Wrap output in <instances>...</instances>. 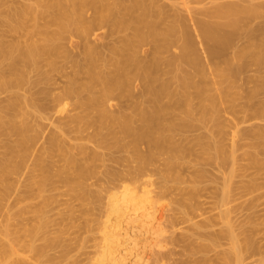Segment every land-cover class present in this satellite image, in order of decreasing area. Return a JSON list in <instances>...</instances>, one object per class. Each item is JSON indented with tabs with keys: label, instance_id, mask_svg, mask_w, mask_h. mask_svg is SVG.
<instances>
[{
	"label": "bare ground",
	"instance_id": "1",
	"mask_svg": "<svg viewBox=\"0 0 264 264\" xmlns=\"http://www.w3.org/2000/svg\"><path fill=\"white\" fill-rule=\"evenodd\" d=\"M160 1L0 0V26L8 27L12 23H18L19 30L17 33L22 32L24 36V42H6L5 44H9V47L4 52L2 47L5 44L1 42L4 37L0 31L1 85L12 88V84L16 83L17 85V82L21 80L18 84L20 86H14L19 90L21 89V93L15 94L16 97H8L5 102L2 100L0 104V142L3 143L2 148L4 149L1 150L0 146L2 151V153L0 151V218H3L4 222L0 225V264H159L160 262L163 264L172 252L175 253L174 248L176 246L168 249V244L174 245L180 242L179 245L183 243L187 247L192 238L190 241L184 240L186 237L182 236V233L180 235L184 239L174 231L180 224V226L184 224V217L179 218L181 210L177 208L171 213L161 212V209L154 210L156 207L154 206L153 209L150 205H154L151 195L155 190H145L146 185L152 183L150 179L153 176L154 169L152 167L157 159L155 158L156 155L158 158L163 157L162 155L165 157V154L167 156L164 165L166 171H160L163 180H161L159 188L157 187L159 190L157 198H165L169 195L171 184L166 179L168 176L171 179V175L176 173L173 171L175 167L179 163L180 165L184 163L181 161L184 160L183 155L187 149L185 150V147L178 143L175 138L181 133L180 129L172 121L170 123L168 120L167 122L162 121L163 115L170 116L171 114L172 117L176 115L171 113V110H173L172 112L174 109H176L175 112L179 111L178 108L180 107L175 102L174 105L177 107H174L176 108L168 110L169 114L163 113L167 111L165 109L167 106H172V102L176 101L178 90L180 92L178 94L185 104L183 106L184 104L179 102L181 109L187 107L186 111H196L194 113H198L200 116L198 125L197 123L193 124V122H198V119L193 120L192 117L191 121L193 122H188L189 124L192 123L198 131L201 130L199 131L201 135L198 136L200 140H197L202 144V148H206L205 145H207L208 148L215 151L216 156L213 157V163H215L216 157L218 159L216 162L219 164L221 161L223 164L230 161L236 166V151L240 148L242 149L241 152L246 149L245 154L243 153L246 155V160L255 166L264 167V160L261 157L264 156V0H184L185 4L188 5L184 14L175 11V9L174 12L168 11L171 8L166 9V5L164 7ZM42 21L44 24L41 23ZM15 27H17L16 24ZM8 28L10 31L14 29ZM73 32L77 34L74 33L75 35H73ZM68 34L75 36L78 41L68 39L66 37ZM133 38L139 39L138 42H134ZM171 39H178L179 53H171L168 50L170 48L167 43ZM121 52H125V54L123 55ZM166 52L167 55L175 58L172 59L174 61L163 57L166 56ZM117 54H121L122 59L120 56L117 58L118 61L121 59L122 68L119 67L122 64L120 65L118 62L117 66L115 63L117 62L115 61ZM60 60L64 63L61 66ZM112 61L120 69L117 73L113 71V75L111 74L112 71L111 73L107 71L108 74L105 70V67L106 69L115 67H112L114 65ZM103 70L105 71L103 72ZM180 71L182 76L178 74ZM55 73L57 77H53L52 74ZM82 75L85 78L84 81L90 80L91 82L80 83ZM10 77L19 80L15 82ZM174 77L175 79L182 77L177 79L179 85H176L180 86L181 91L179 88L177 90L175 85L172 86L175 89L171 87L169 81ZM61 79L66 81L64 88L59 86L58 80ZM83 83L88 86H84ZM170 87L174 89L171 91L177 92L172 94L169 91ZM17 90L14 89V91ZM5 92L8 94L7 91ZM32 97H39V100L43 97H51V101L48 99L51 105H46L48 111H45L49 113H43L46 106H42L38 103L39 100L37 102V99ZM67 97H80L77 99L78 105L76 103L75 106H79L81 110L85 109L81 112L80 109L76 108L82 116L72 112L74 118H69V121L74 122V125L68 124L69 121L66 123V116L63 117L64 120L59 116L61 115L59 114L60 106L63 110L62 103H65ZM81 97L87 98L82 99ZM109 97H124L122 99L127 101L128 98L126 97H134L128 101L132 100L129 103L131 107L133 103L136 105V101L138 102L136 106L133 105L134 111L130 107L132 110L129 112L132 114L126 115L120 111L115 113L116 106L114 105L113 109H109V102L114 99ZM145 97H147L148 104ZM151 97L155 98L151 99ZM162 97L163 99L168 97V99L163 100ZM229 97H233V99L227 101ZM140 98L141 102L139 101ZM170 98H173V101ZM70 99L72 101V98H69V101ZM195 99L197 104L194 103ZM224 100L230 104L226 106L223 103ZM161 101L163 103L170 101L172 105L165 102L167 104L164 103L166 105L164 107ZM46 102L44 104L48 103ZM128 102L125 104L128 105ZM119 103L122 104V100ZM145 104L147 105L145 106ZM113 106L111 105V107ZM125 109L127 110V107ZM30 110L38 111L40 117L43 113L41 118L50 115L48 117L53 119L55 116L54 119L56 118L59 122L64 123L65 121L66 124L62 125V127L68 126V128H64L65 132L63 128H59L64 133L57 131L58 127H55V124L54 127L56 132L63 134L64 140L66 135L71 136L66 138L68 139L67 145L69 139H75V136H78V140H82V142L76 143L78 140L72 141V139L71 142H75L76 147L72 144L73 148L71 146L65 147L66 143L60 140L62 134L57 136L56 132L52 133L45 141H48L50 149L56 151H53L54 155L51 154L52 160H46L49 156L44 157L47 148L39 146L41 139L46 138L43 137L45 131L43 128H39L41 127L38 124L39 121L37 127L36 123H33L36 118L37 120L40 118L38 119L37 113L33 112L37 117L34 116L35 121H32L30 117L33 116L29 117ZM84 111L86 112L83 113ZM92 111L96 112V116H94L96 120L90 118ZM124 112L127 111L124 110ZM133 112L135 113L133 114ZM74 114L78 116L75 117ZM195 115L197 116V114ZM230 116L233 118H229ZM160 118H162V122H165L162 128L168 123L167 126L177 128L180 131L179 134H175L174 138L170 137L167 126L164 127L167 135L163 134L165 130L162 132L159 125H155L156 120ZM45 120L47 121L46 118ZM41 121L42 119H40ZM48 121L51 123V118ZM75 122L78 127H76ZM172 123L174 126L171 125ZM187 123L183 127H188ZM59 124L57 125L61 126ZM181 124L183 123L181 122ZM69 126L71 127L70 131ZM108 126L110 128L117 127L118 131L111 130L112 133L109 136L107 129H110ZM171 128L170 130H172ZM90 129L93 131L89 132ZM103 129L107 131L105 134L102 133ZM184 129L187 130V128ZM71 130L72 133L75 132V135L66 134ZM177 130L172 131L177 133ZM203 131L206 132L202 133ZM106 133L109 135L107 136ZM73 135L74 137H72ZM112 136L115 138L114 140H112ZM81 137H86L87 140L90 138L91 142H94L93 138L95 137L98 144H92L89 141L85 144L83 142L86 141V138ZM121 137L129 139V141L126 139L123 142L124 139L122 140ZM106 138L110 140L108 141ZM201 140L207 144L203 145L202 142L204 141ZM112 141H116L118 150L124 151L129 156H127L128 164L124 166L123 157L120 155L119 158L116 157L118 156L116 154L115 159L112 156V160L107 155L110 160L107 162L109 164L111 161L115 163L114 169L122 163L123 167H119L120 169H117L116 172L113 168L112 172L111 167H109L111 172H109V168L104 167V165L108 166L105 163V160L108 159L107 156V158L104 156L105 162L102 160L104 158L99 159L105 163L104 165L99 164L105 172L106 169L108 170L107 174L110 176L106 174L108 179L104 178L105 180H108L109 183L112 180L114 185L116 181H121V183L123 181L121 185H119L120 182L117 183V186L115 185L111 191L110 189L107 191L108 186L102 187L108 192L107 197V193L98 183V185L95 183L100 179L91 178L94 176H91L89 161L92 162L93 159L99 158L100 154L95 157L99 151L102 153L105 149H113L114 143ZM61 142L64 143V146ZM108 142L110 148L106 147ZM200 143L197 144L201 147ZM87 144H92V146L95 144V147L98 145V149L89 151L90 148L85 147ZM44 145L46 144L44 143ZM225 145H229L231 149L228 155L224 150ZM101 148L103 151L100 150ZM72 151H76L75 155ZM109 152L111 151L109 150ZM157 152L159 153L157 154ZM122 153L120 154L122 155ZM55 154L57 155L55 156ZM93 154L95 158L91 159ZM243 154L241 153V155ZM211 157L208 155L209 159H206L210 160ZM120 159L123 161L119 162ZM54 160L59 161V166L56 162L55 167L60 168H57L58 171L55 170V167L52 168L54 163L50 162L53 172L46 161ZM30 162L31 164H29ZM60 162L63 166H60ZM97 162L96 165H98ZM208 162L210 163V161ZM178 167L180 166L178 165ZM231 167L233 168V166ZM73 172L76 174L74 179L72 178ZM234 172L235 167L231 172L233 178ZM104 174L101 176L105 177ZM55 177L59 180L53 182ZM97 177L99 178L100 175ZM110 178L111 180H109ZM182 178L179 179L180 181L178 180V187ZM88 179L91 181V187L98 186L102 189H100V194L97 190H93L94 194L97 195L92 196L91 190L86 184ZM174 180V182L177 181ZM231 180L232 178L229 179V185L226 183L229 192L232 191L231 185L233 183L230 185ZM60 181L63 185L72 183L74 185L73 190L78 192L75 197H71L80 201L79 219L82 222L78 226L74 225L76 224L74 221L72 222L74 217H78V215L76 216L77 213L74 212L77 211L74 207V200L69 199L74 206L68 200L74 208L70 207L71 204L70 206L67 204L68 207L65 204L66 209L71 208L67 210L68 213L70 211L69 216L65 215L66 218L67 216L69 219L71 218L70 222L73 223L71 228H75L72 231H69V228L66 229L65 225L62 228L55 227L58 226V219H55L57 221L55 224L53 212V219L49 215L50 206L57 201L52 203L56 198L51 194L47 195V192L54 191L57 187L55 183L59 184ZM53 186H55L54 190H52ZM102 186L105 185L102 184ZM109 187L111 188L110 185ZM101 196L108 199L106 203L104 201V205H102L103 197ZM185 196L186 193L182 197L185 198ZM194 196L197 198L195 193ZM219 197L224 198V196ZM226 201L228 200L226 199ZM58 203L55 204L57 207ZM93 204H100L104 207L99 216L98 213L94 216L98 208H95L96 211L94 212ZM55 205L52 206L55 207ZM55 208H51V210L56 211ZM62 212L64 214V211ZM57 213L59 214V212ZM229 213L226 211L221 214L224 221L219 234L202 232L205 228H209L210 224L207 222L193 224L194 231H197L200 236L192 241V244L197 243L199 246V248H197L198 246L195 247L196 252L199 253L201 249L200 253L207 255L219 248L223 241H226L228 245V249L215 254L214 260L204 256L196 264H214L215 261L217 264H249L247 261L258 253L256 246L259 245H256L247 231L248 221L247 224L238 226L235 224L236 222H233L234 220L231 219ZM181 214L184 215V213ZM88 215L93 216L88 217ZM255 222L257 223V221ZM175 230L177 231V229ZM182 240L184 241L181 243ZM90 241L94 242L93 247L91 246L94 249L92 252L87 251L91 248L88 246ZM162 243L167 244V246ZM192 244L188 247L191 248ZM173 245L171 246L173 247ZM190 248H187L189 251L191 250L190 252L195 251H193L194 247L193 249ZM196 252H194L195 254L190 253V257L196 255Z\"/></svg>",
	"mask_w": 264,
	"mask_h": 264
},
{
	"label": "rangeland",
	"instance_id": "2",
	"mask_svg": "<svg viewBox=\"0 0 264 264\" xmlns=\"http://www.w3.org/2000/svg\"><path fill=\"white\" fill-rule=\"evenodd\" d=\"M161 2V4H163V6L164 5H166V9H170V10H168V11H173L174 12V9H175V11H178L179 13L180 12H183V14H184V12L186 11L185 9H186V7H188V5H186L185 4V2H184V0H161L160 1ZM165 7V6H164ZM192 7H194V6H192ZM173 8V9H172ZM167 11V10H166ZM170 13V12H169ZM170 14H172V13H170ZM182 14V13H181ZM42 24H44V22L42 21L41 22ZM15 24L17 25V27H15ZM27 24H29V23H27ZM13 26V27H12ZM8 27H11V30H12V28H14L12 31H10L9 29L10 28H8ZM8 27H4V26H0V31H1V33H2V35H3V37H4V39H3V41H1V38H0V41L2 42V43H21V42H24V36H23V34H22V32H18L17 33V31L19 30L18 29V27H19V24L18 23H12V25H10V26H8ZM75 32H73L72 34L73 35H75V34H77V33H75ZM71 35V34H70ZM73 35H71V36H69V34L68 35H66V37L68 38V39H71V40H73V41H78V39L75 37V36H73ZM76 36H78V35H76ZM131 39V38H130ZM263 39H264V36H263ZM132 40H134V42H138V40L137 39H135V38H133ZM173 40V41H172ZM177 40L178 39H171L167 44V46L170 48V49H168L171 53H173V52H178L179 51V49L177 48V45H179V42L177 43ZM65 42H67V41H65ZM176 42V43H175ZM175 43V44H174ZM174 44V45H173ZM3 45V44H2ZM14 45H16V44H14ZM172 45V46H171ZM3 47H5L4 49H3ZM2 47V50L5 52V49H6V51H7V49H8V47H9V44H5L4 46ZM174 47V48H173ZM178 49V50H177ZM176 50V51H175ZM168 51V52H169ZM170 52H169V54H170ZM180 52V51H179ZM178 52V53H179ZM122 53V52H121ZM123 55L125 54V52H123L122 53ZM121 55V54H120ZM120 55H118L117 54V56H116V58L118 57V56H120ZM122 55V56H123ZM165 55L166 56H163V57H166V58H168L169 60L171 59V61H174V60H172V59H175V58H172L170 55H167V52L165 53ZM115 56V55H114ZM170 56V57H169ZM119 58V57H118ZM118 58L115 60V61H117V62H115V63H117V66H118V62H119V64L121 65L122 63H120V60L122 59L121 58V56H120V60L118 61ZM176 61V60H175ZM60 62V66L61 65H63L64 63L62 62V60H60L59 61ZM113 62V61H112ZM115 63L113 62V66L112 67H114V68H110V67H108L107 65V69H106V67H105V70H106V72L108 71V72H110L111 73V71H112V75H113V71L115 72V73H117V72H119L120 71V69L115 65ZM176 63V62H175ZM110 64V63H109ZM108 64V65H109ZM112 64V63H111ZM120 68H122L123 67V64L121 65V66H119ZM112 69V70H111ZM180 69V68H179ZM179 69H178V71H179ZM105 70H103V72L105 71ZM107 72V73H108ZM109 74V73H108ZM177 74V73H176ZM178 74H179V76H182V74H181V71L180 72H178ZM52 75H54L53 77H57V76H55L56 75V73L55 74H52ZM15 76V75H14ZM17 77H18V75H17ZM10 78H12V79H14L15 77H10ZM9 78V79H10ZM19 78V77H18ZM179 79H181L182 77H178ZM178 78H176L175 79V77L174 78H172L171 80L174 82H172L171 80L169 81L170 82V85H171V87L172 86H174V87H176V89L178 90V88L180 87H178V86H176V85H179L178 83H177V81H179V80H177ZM20 79V78H19ZM18 79V80H19ZM57 79V78H56ZM15 80V79H14ZM17 80V79H16ZM16 80H15V82H16ZM17 80V81H18ZM65 79H61V80H58V83H59V86L61 87V88H64L65 87V85H66V81H64ZM85 80V78L83 77V75L81 76V80H80V83L81 82H86V83H88L87 81H89V82H91L90 80H87V81H84ZM13 81V80H12ZM21 81V80H20ZM20 81L19 82H17V85L18 84H20ZM14 83V82H13ZM173 83V84H172ZM2 84V81L0 82V88H1V90H0V99H1V101H0V104H1V102H2V100L5 102L6 101V99H8V97H16L15 96V94H20L21 92V89L19 90V88H15L14 86H17L16 85V83H14V85L12 84V88H14L15 90L16 89H18L17 91H14V89H12L11 87L10 88H6V87H4L3 85H1ZM83 84H85V83H83ZM82 84V85H83ZM90 84V83H89ZM18 86H20V85H18ZM84 86H88L87 84H85ZM3 87V88H2ZM79 87V86H78ZM170 87V88H171ZM174 87H172V88H174ZM21 88V87H20ZM60 88V89H61ZM84 88V87H83ZM169 88V91H171V90H174V89H170ZM4 89H6V90H4ZM10 89V90H9ZM180 89V88H179ZM3 90H4V93H3ZM5 91H7V93L8 94H10V96H8V94H6V92ZM61 91V90H60ZM180 91H181V89H180ZM19 92V93H18ZM172 92V94H174L175 92H177V91H175V92H173V91H171ZM178 92H179V90H178ZM178 92H177V95H176V101H174V102H172L173 101V98H170V99H172V104L170 103V101H165V102H168V104L170 103L172 106H167V108L169 107V109H167V108H165L167 111L165 112H163V113H167V114H169V111L168 110H171V109H174V108H176L177 107V105H174V103L175 102H177V104H178V107H180V108H178L179 109V111L177 112H175V110L176 109H174V112H172L173 110H171V113H175L176 115H174L173 117L171 116V114H170V116L169 115H163L164 117H162V118H164L162 121H166L167 122V120H168V122L170 123L171 121L172 122H174L175 124H176V127H178V129H180V131H181V135L179 134V130H177V128L176 129H174V127L173 128H171V126H167V125H169L168 123L166 124V125H164V127L165 126H167V127H169V128H167L168 129V134H169V136L170 137H173L175 134H179V135H176V140H177V142L178 143H180L182 146H184L185 147V150H186V155L184 154L183 156L187 159V162H188V164H187V162H185L186 161V159L184 158V160L182 159V161L181 162H184V163H182L181 165H180V163L178 164L180 167H178V165H177V167H178V169H177V167H175V170H173L174 172L176 171V173L175 174H177V175H175L174 173L172 174V172H171V174H169V175H171L172 177H171V179H170V177L168 176L167 177V182L168 183H170L171 185L173 184V185H175L176 187H174L173 185L171 186H169L168 184V186L170 187V193H169V195H167V197H160V198H157V192L159 191L158 190V188H159V184H160V182H162L161 180H163V178L161 177V175H160V171H166V168H165V161H166V154H165V157H164V155H162L163 157H159L158 158V156L156 155L155 156V158H157L156 160H155V163H154V166L152 167L154 170H153V176H152V178L150 179L151 181H152V183L151 184H148V185H146V187H148V188H146L145 187V190H151L152 191V189H154L155 190V192H152V202L154 203V205L152 204V202H151V204L152 205H150V206H152V208L155 206L156 208L154 209V210H156V209H161L160 211L161 212H165V213H171V211L173 210V211H175V210H177V208L179 209V210H181V212H180V216H179V218H183L184 217V220L183 219H181V220H183V222H184V224H183V222H182V226H180L179 225V227H176L175 229H177V231L174 229V231L176 232V234L178 233L179 235H180V233H182L181 235L182 236H184V237H186V239H184V237H181V235L179 236V237H181V238H183L184 240H187V241H190L191 239L190 238H192V240H191V242H190V244H192V241H195L197 238H199L200 236L198 235V232L197 231H194V227H193V224L194 223H199V224H202V222L204 221V222H207V223H209L210 224V226H209V228H203L204 229V231L202 230V232H215L216 234H219L220 232H221V230H222V222L224 221V220H222V216H221V214L222 213H224V212H226V211H228V212H230L229 214H230V217H232L231 219L232 220H234L233 222L236 224V225H238V226H240V225H243V224H247V221H248V224H247V231H248V234L249 235H251V237L253 238V241H255V243H256V245H259V246H256L257 248H258V253L255 255V256H253V257H251L248 261H247V263H249V264H264V167L263 166H255V165H253L251 162H249L248 160H246V155H244L245 153V151H246V149H244L243 150V152H241V150L242 149H240V148H238V150L236 151V166H234L233 164H231L230 163V161H229V163H228V161L225 163L224 162V164H223V162L221 161V160H219V161H221V164H219V163H217L218 162V159L215 157V159L217 160V162H216V160L214 161L215 163H213V161L212 160H214V156H216V153H215V151H213V150H211L210 148H208V146L207 145H205V144H207L204 140H201V141H204V142H202L203 143V145H205L206 146V148H202V144L200 143V141H198V140H200V139H198L199 137H200V135H201V133L199 132V131H201V130H199L198 131V129L197 128H195V126H193L192 125V123H190L189 124V122L188 121H190V122H193V121H191V117H192V119L193 120H197L198 119V122L196 121V122H193V124L194 123H197V125L199 124V122H200V116H199V114L198 113H194V112H196V111H194V112H188V111H186L187 110V107H182V109H181V106L179 105L180 103L179 102H182L183 104H184V100L182 99V97L181 96H179L180 94H178ZM22 93H23V91H22ZM180 93V92H179ZM18 97V96H17ZM173 97V96H172ZM9 98V99H10ZM32 98H36L37 99V102H38V100H39V97L37 98V97H32ZM51 98V97H50ZM49 97H43V99H41L40 98V100H39V104H41L42 106H48V104H50V102H49V100L51 101V99H50ZM69 98H72V101H71V99H70V101H69ZM74 98H75V100H74ZM82 99L83 98H87V97H81ZM107 98V97H106ZM109 98H114L115 99V101H114V99H112L110 102H109V106H110V108L109 109H113L114 108V106H116L115 107V109H116V111H115V113L116 112H122L123 114H125L126 113V115H131L130 114V110H132V111H134V106H136L137 105V102L138 101H136V105H134L135 103H133L132 104V107H131V104H129V103H131V101L130 102H128L130 99H132V98H134V97H126V98H128V101L126 100V99H122V98H124V97H109ZM120 98V100H118ZM153 98H155V97H151V99H153ZM158 98V97H157ZM168 99V97H164V99ZM184 98V97H183ZM45 99H47V100H45ZM49 99V100H48ZM77 99H80V97H67V99L65 100V103H62V108H63V110H64V113H63V110L61 109V106H60V113L59 114H61V115H59L60 117H65V118H67L66 119V123L70 120L69 118H74L73 116H72V114L73 113H75L76 112V114H78V115H81V114H79V110H76V108L77 109H80V111L82 112V110H85V109H82L81 110V108L79 107V106H77L78 105V101H77ZM143 99V98H142ZM159 99V98H158ZM161 99H163V97L161 98ZM160 99V100H161ZM163 99V100H164ZM166 99V100H167ZM178 99H181L180 101H177ZM233 99V97H229V99L227 100V101H229V100H232ZM43 100H45V101H43ZM122 100V104L121 103H119L120 101ZM145 100H146V103H147V97H145ZM162 100V101H163ZM43 101V102H42ZM48 103H47V102ZM125 101H127L128 102V105H130V106H128V105H126L125 103H127V102H125ZM139 101L141 102V98L139 99ZM161 101V104H164L163 102ZM225 102V100H224V104H226V106L228 105V104H230L229 102ZM3 102V103H4ZM44 102H46L47 104H44ZM75 102V103H74ZM74 103V104H73ZM77 103V105L75 106V104ZM110 103H112L111 105L113 106V107H111V105H110ZM143 103H145V101H143ZM181 103V105H183ZM194 103L195 104H197V100L195 99L194 100ZM222 103V104H223ZM5 104V103H4ZM148 104V103H147ZM147 104H145V106L147 105ZM165 104H167V103H165ZM163 105L164 107H166V105ZM176 104V103H175ZM51 105V104H50ZM120 106V108H119V106ZM134 105V106H133ZM47 106L46 107H44V111H43V113H46L45 111L48 109L47 108ZM75 106V107H74ZM118 106V107H117ZM127 107V110L125 109V107ZM144 106V105H143ZM144 106V107H145ZM151 106H152V104H151ZM174 106H176V107H174ZM183 106H185V104L183 105ZM123 107V108H122ZM132 109H131V108ZM173 107V108H172ZM59 108V107H58ZM57 108V109H58ZM136 108V107H135ZM183 108L185 109V111L183 110ZM118 109H120V110H118ZM61 110H62V113H61ZM74 110V111H73ZM118 110V111H117ZM124 110L125 111H127L128 112V114H127V112H124ZM136 110H139V109H136ZM1 111V110H0ZM48 111V110H47ZM33 112L36 114V115H38V119L40 118V119H42V123L40 122V119L39 120H37V118H36V121L34 120L35 119V117L34 116H36L35 114H33ZM39 112H41V111H39ZM73 112V113H72ZM80 112V113H81ZM86 111H84L83 113H85ZM112 112H114L113 110H112ZM188 112V113H187ZM1 113V112H0ZM42 113V112H41ZM43 113L41 114V117H43ZM47 113H49V112H47ZM46 113V114H47ZM82 113V114H83ZM135 112H133V114H134ZM194 113V115L195 114H197V116L195 117L194 115L192 116V114ZM76 114H74L75 115V117H77L76 116ZM45 115V114H44ZM58 115H56L57 117H59ZM68 115V116H67ZM91 117L90 118H92V119H94V120H96V118H94V116H96V112L95 111H92L91 112ZM30 116H33V117H30ZM48 116H50V115H48ZM48 116H44V118H41L40 117V114H38V111H35V110H30V115H29V117L30 118H32V121L34 120L35 122H33L35 125H36V127L38 126V124H40L39 126H41V127H39L40 129L41 128H43V130L45 131L44 133L45 134H43V137H46V138H43V139H41V141H40V144L41 145H39V146H42V148H47V150L45 149V151L47 152V154H46V152H44L45 153V155H44V157L46 156V155H49L47 158H46V160H52L53 158L51 157V154H53L54 155V153H53V151L55 152L56 150H52V149H50V147H49V144H48V141H45V139H48L49 138V136L52 134V133H55L56 131H55V127H58L57 128V131H61L62 133H64L65 132V130H64V128H68V126H65V127H62V125L64 126L66 123H65V121H64V123H62V121L61 122H59V121H57V119L55 120L54 119V117L55 116H53V119H52V117H48ZM82 116V115H81ZM168 116H169V119H168ZM37 117V116H36ZM48 117V118H47ZM167 119H166V118ZM172 119H171V118ZM34 118V119H33ZM47 119V121H48V119L50 120V118H51V123L48 121H46L47 122V124H46V122L44 121V119ZM61 118V119H62ZM162 118H160L159 120H156V122H155V125H159V127H160V131H162V130H165L164 132H163V134H165V135H167V132H166V128H162V126H163V123L165 124V122H162L161 121V119ZM188 120H187V119ZM229 118H233V116L231 117H229ZM63 120H64V118H63ZM176 120V121H175ZM187 120V121H186ZM38 121H39V123H38ZM54 121H56V122H54ZM44 122V123H43ZM52 122H53V125H51L52 124ZM60 123L59 125H61V126H58L57 124L58 123ZM181 122L183 123V124H181ZM188 122V123H187ZM38 123V124H37ZM62 123V124H61ZM73 124L74 122H70L69 121V123L68 124ZM174 123H172L171 125H173L174 126ZM187 123V125H188V127H183L185 124ZM42 124V125H41ZM43 124H44V126H49V127H44L43 126ZM54 124L56 125L55 127H54ZM67 124V125H68ZM139 123L137 122V125H138ZM74 125V124H73ZM75 125H76V127H78L77 125V123L75 122ZM111 125V124H110ZM109 125V126H110ZM186 125V126H187ZM70 126H72V125H70ZM69 126V131H70V129H71V127ZM108 126V128L110 129V130H108L107 128V131L109 132V134L108 133H106V135L108 136H111V133H112V131H118V129H117V127H115V128H112V127H114L113 125H111L112 127L110 128ZM73 127V126H72ZM84 127H86V126H84ZM83 127V128H84ZM198 127V126H197ZM59 128H63V131L61 130V129H59ZM75 128V127H74ZM170 128L172 129V130H177V133H175V131L173 132L172 130H170ZM184 128H187V130L186 129H184ZM199 128V127H198ZM52 129V130H51ZM73 129V128H72ZM77 129V128H76ZM106 129H103L102 130V133L103 134H105V132H107L106 131ZM74 130V129H73ZM112 130V131H111ZM186 130V131H185ZM41 131V130H40ZM50 131V132H49ZM68 131V130H67ZM66 131V132H67ZM75 131V130H74ZM93 130L92 129H90L89 130V132H92ZM42 132V131H41ZM60 132V133H61ZM76 132V131H75ZM74 132V133H75ZM78 132V131H77ZM206 132V131H205ZM204 131L202 132V133H205ZM60 133H58V132H56V134H57V136L60 134ZM61 133V134H62ZM74 134V133H72V130H71V132H68V133H66V134ZM183 133H184V135H183ZM65 134V135H66ZM77 134V133H76ZM75 135V134H74ZM74 135L72 136V137H74ZM80 135V134H79ZM59 136H61V135H59ZM67 136V135H66ZM65 136V140L63 139L64 137H63V134H62V139L60 138V140L61 141H63L64 143H66L67 142V140L68 139H66V138H69V137H71L70 135H69V137L67 136L66 137ZM106 136V137H107ZM199 136V137H198ZM76 138L75 139H77L78 140V136H75ZM80 137V136H79ZM91 137V136H90ZM81 138H86V137H81ZM109 138V137H108ZM111 138V137H110ZM112 140H114L115 138L112 136ZM122 138V140H123V142L127 139V138H125V137H121ZM174 138V137H173ZM73 138H71V140H72ZM75 139H73L72 141H74ZM90 139V138H89ZM87 140V138H86V141H84L83 143H87V141H89L90 143H95V144H98V143H96L97 142V139L94 137L93 139H94V142L92 141H90V140ZM96 139V140H95ZM107 139V138H106ZM198 139V140H197ZM71 140L69 139V144L67 145V143L65 144L66 146L65 147H67V146H71V144H72V146H75L76 147V143L78 142V143H81L82 142V140H78V141H76V143L75 142H71ZM83 140H85V139H83ZM108 140V139H107ZM110 140V139H109ZM108 140V141H109ZM175 140V139H174ZM127 141H129V139H127ZM63 142H61V144H62V146H64V143ZM113 143H114V148H117L116 150H113L112 148V150L111 149H109L111 152H109V150H106L105 148V150L104 151H106L105 153H104V151L102 150V148L100 149V150H102L103 152V154L99 151L98 153H96V155H95V157H97L99 154H100V156H99V158L97 157L96 158V160L97 161H101V162H97L96 160H94L93 159V161L91 162V160L89 161V163H90V168H91V172H92V175L91 176H94V177H91V178H95L96 177V179H100V180H98V181H94L96 184L98 183L99 184V186L102 188V187H107V191H109V189H110V191L112 190V188H114L115 187V185L117 186V183H119V185H121L122 183H123V181H122V183H121V181H119V182H115L116 184L114 185V183H112L113 181L111 180V178L109 179V180H111L110 181V183H109V181L108 180H105V179H108V177L106 178V174L108 173L107 171V169L109 168V167H111V169L113 168L114 169V162L113 161H111L110 163L112 164H109L107 161L109 160V157L111 158L110 160H112V156H113V158L116 156V154L118 155V156H116V157H119V155H120V157H123L122 159L124 160V162H122L121 161V159L119 160V162L121 161L122 163H123V165L125 166V165H127L128 163H127V156H129V154L128 155H126V153L124 152V151H120V150H118V147L116 146V141H112ZM44 143L46 144V145H44ZM75 143V144H74ZM82 143V144H83ZM126 143V142H125ZM197 143H200V145H201V147L197 144ZM0 146H1V150H4L3 148H2V145H3V143H1L0 142ZM43 144V145H42ZM92 144H87V145H85V147H87V148H90V150L89 151H93V150H97L98 149V145H97V147H95L96 145L94 144L93 146H92ZM108 144L110 145V143L108 142L107 143V146L106 147H109L108 146ZM79 145H81V144H79ZM112 145V144H111ZM198 145V146H197ZM49 148H48V147ZM71 146V148H73ZM92 146V147H91ZM113 146V145H112ZM205 146H203V147H205ZM111 147V146H110ZM109 147V148H110ZM70 148V147H69ZM50 149V150H49ZM68 149V148H67ZM75 149V148H74ZM73 149V150H74ZM203 149H205V150H207V151H204ZM0 150V151H1ZM44 150V149H43ZM42 150V151H43ZM52 150V151H51ZM72 150V149H71ZM75 150H77V149H75ZM211 150V151H210ZM225 153L228 155L229 154V152H230V146L229 145H225ZM202 151H204V152H210L208 155L210 156H212L211 157V159L210 160H208L209 158H208V155H207V153L205 154L204 152H202ZM49 152V153H48ZM75 152L76 151H72V153L75 155ZM112 152H116V153H112ZM123 152V153H122ZM243 154V155H241V153ZM1 153H2V151H1ZM42 153V152H41ZM58 153V152H57ZM110 153V154H109ZM120 153H122V155L120 154ZM159 152H157V154H158ZM203 153V154H202ZM77 154V153H76ZM102 154V155H101ZM207 155V156H205V155ZM238 154H239V156H238ZM57 154H55V156H56ZM109 157H108V156ZM55 156H53V157H55ZM104 156L106 157H108V159H106V158H104ZM241 156V157H240ZM243 156H245L244 158H243ZM50 157V158H49ZM94 157V154L91 156V159L92 158H95ZM119 157V158H120ZM261 157H263L262 159L264 160V156H261ZM101 158H104V159H102L105 163H107L108 164V166H105L104 164L105 163H103V161L102 160H99V159H101ZM203 158V159H202ZM205 158V159H204ZM206 158H208V159H206ZM33 159V158H32ZM55 159H57L56 157H55ZM115 159V158H114ZM118 159V158H117ZM125 159H126V161H125ZM109 160V161H110ZM210 161V163H212V164H210L208 161ZM94 161H96L97 162V164L98 165H100L101 166V164H99V163H102V165H104V167L106 168L107 167V169H106V172H105V170H103V168H102V166L100 167L99 166V169H98V165H96L95 163L96 162H94ZM158 161V162H157ZM207 161V162H206ZM212 161V162H211ZM50 162H53L52 164V168H54L55 167V163L58 165V162L59 161H46V163L48 164V166H49V168L51 169V166H50ZM32 163H33V161H32ZM63 163V162H62ZM94 163V164H93ZM122 163H121V165L120 166H118L117 167V165H115V167H117L116 169H114L115 171L114 172H116V170L118 169H120V168H122L123 166H122ZM125 163V164H124ZM186 163V164H185ZM210 165H209V164ZM29 164H31V162L29 163ZM64 164V163H63ZM185 164V165H184ZM219 164V165H218ZM230 164V165H229ZM183 165V166H182ZM188 165V166H187ZM222 165H223V167H224V165H226L224 168L222 167ZM59 166V165H58ZM60 166H63L62 164H61V162H60ZM230 166H233V168L231 167L230 168ZM94 167H95V170H94ZM96 167H97V169H96ZM120 167V168H119ZM234 167H235V172H234V178H233V174L231 173L232 171H233V169H234ZM57 166L55 167V170H57ZM60 168V167H59ZM58 168V169H59ZM62 168V167H61ZM102 168V169H101ZM104 168V169H105ZM101 169V170H100ZM113 169L111 170L112 172H113ZM230 169H231V171H230ZM52 170V169H51ZM181 170V171H180ZM201 170H202V172H201ZM53 172H54V170H52ZM58 171V170H57ZM110 171V168H109V172H111ZM75 172V171H74ZM74 172H73V174H72V178L74 179V178H76V174H74ZM104 172H105V174H104ZM204 172V174H202ZM163 173H166V172H163ZM167 173H169L168 171H167ZM179 173H181V174H179ZM103 174H104V176L105 177H102L103 176ZM179 174V175H178ZM199 174H200V176H199ZM100 175V177L98 178L97 176H99ZM102 175V176H101ZM108 175V174H107ZM175 177H174V176ZM203 177H202V176ZM205 175V176H204ZM230 175H231V178H232V180H231V183H230V185L232 184L233 185V187H234V189H233V187H232V185H231V188H232V194H231V192H229V190L227 189V184L226 183H228L229 182V179H231L230 178ZM109 176V175H108ZM178 176V177H177ZM226 176V177H225ZM110 177V176H109ZM181 177H183L182 179H181V182H180V184H179V187H178V185H177V183H179V179L181 178ZM202 179H201V178ZM91 178H89V179H91ZM105 178V179H104ZM178 178V179H177ZM229 178V179H228ZM57 177H55V179H54V181L53 182H56L57 181ZM87 180L86 181V184L89 186V188H90V190H91V193H92V196H94V195H97V194H94V191L93 190H97L98 191V193L100 192V187H98V186H94V187H91V181H92V179H91V181L90 180ZM95 179V180H96ZM104 179V180H103ZM170 179V180H169ZM174 179H176L177 181L176 182H174L175 180ZM228 179V180H227ZM59 180V179H58ZM117 180V179H116ZM179 180V181H178ZM89 181V182H88ZM184 181V182H183ZM82 182H84V180H82ZM101 182V183H100ZM174 182V183H173ZM58 183V182H57ZM62 182L60 181V183L59 184H56L55 183V186H57V187H55V186H53V189L52 190H54V187L56 188L54 191H52V192H47V195H50L51 194V196H54L55 198H56V200L54 199V197H53V201H52V203H55L54 201H57V202H59L58 204V207L56 206L57 205V202L55 203V204H52V205H55V207H57V208H55L54 206H50V213H49V215H50V217L52 218V212H53V217H54V223H55V221L57 220L58 221V223H57V221H56V223L58 224V226H55V227H60V228H62V227H64V225H65V228L66 229H68L69 228V231H72L73 229H75V228H71V224H73V223H71L70 222V220H71V218L69 219L68 218V216H69V213H70V211H69V213H68V211L67 210H70L71 208L70 207H72V208H74L75 207V209L77 210V211H74L75 213H77L76 214V216L78 215V217L76 218V217H74L73 219H72V222L74 221V223H76V224H74L75 226H78L79 224H80V222H82V220L81 219H79L80 217H79V215H80V213L79 212H81L80 210V201L79 200H74V199H77V198H71V197H75L76 196V194L78 193L77 191H74L73 190V188H74V185L71 183V184H66V185H63V183L61 184ZM109 183V184H108ZM97 184V185H98ZM102 184L103 185H105V186H102ZM108 184V185H107ZM126 184V183H125ZM128 184V183H127ZM226 184V185H225ZM109 185L111 186V188L109 187ZM194 185V186H193ZM225 185V186H224ZM228 185H229V183H228ZM252 185H254V186H252ZM139 186V185H138ZM193 186V187H192ZM158 187V188H157ZM187 187V188H186ZM195 187V188H194ZM230 187V186H229ZM92 188H94V189H92ZM105 188H102L103 189V191L104 192H106L105 190ZM190 188V189H189ZM0 189H1V185H0ZM101 189V190H102ZM143 189H144V187H143ZM182 189V190H181ZM194 189V190H193ZM223 189V190H222ZM190 191V192H187V191ZM51 191V190H50ZM102 192V191H101ZM195 193V195L197 196V198H195V196H194V193ZM97 193V192H96ZM107 193V197H108V192H106ZM182 193H184V195H185V193H186V196H185V198H183L184 197V195H182ZM188 193H190L189 195H188ZM222 193V194H221ZM100 194V193H99ZM193 194V195H192ZM102 195H103V193H102ZM104 195H105V193H104ZM227 195H229V196H231V197H227ZM183 196V197H182ZM219 196H224V198H223V200H224V203H223V200H221L222 198H220ZM101 197H103V196H101ZM225 197H227V198H225ZM104 198L105 197H103V204L102 205H104V201H105V203H106V201H108V199L107 198H105V200H104ZM190 198H191V201L189 202V200H190ZM193 198V199H192ZM229 198V199H228ZM69 199H71V201H73V203L75 204V206H74V204L69 200ZM107 199V200H106ZM226 199L228 200V201H226ZM73 204V206H72V204H71V206H70V204H69V201ZM182 200V201H181ZM188 200V201H187ZM66 201H68V202H66ZM77 201V202H76ZM178 201V202H177ZM185 201H187V202H185ZM64 202V203H63ZM227 202V203H226ZM8 204H9V201L7 202ZM6 203V204H7ZM157 203V204H156ZM176 203H178V204H176ZM65 204H66V206H67V204L70 206L69 207V209L67 208L66 209V206H65ZM179 204H181L180 206H179ZM183 204H186V205H183ZM77 205V206H76ZM102 205H100V204H93L92 205V208H93V211L95 212L96 210H95V208L97 209V211L93 214L94 216H96V213H98L97 215L99 216L100 215V213L102 212L101 210H103V206ZM188 205V206H187ZM93 206H96V207H93ZM194 206V207H193ZM250 206H251V209H250ZM55 208V210L56 211H54V210H51V208L52 209H54ZM68 207V206H67ZM183 207H185V208H183ZM163 208V209H162ZM254 208V209H253ZM59 209V210H58ZM65 209H66V211H65ZM74 209V210H75ZM153 209H150V210H152L153 211ZM166 211H165V210ZM64 211V214H63V212L62 211ZM99 210V211H98ZM57 212H59V214L57 213ZM62 212V213H61ZM67 212V213H66ZM79 213V214H78ZM181 213H184V215H182ZM61 214V215H60ZM65 214H67L68 216H67V218H68V222L66 221V215ZM56 215H58V216H56V218H55V216ZM93 215H88V217H91V216H93ZM53 219V218H52ZM56 219V220H55ZM63 219V220H62ZM253 219V220H252ZM64 220H65V222H64ZM62 221H63V223H62ZM253 221V222H252ZM255 221H257V223L255 222ZM70 222V224L68 225V223ZM250 222V223H249ZM0 225H2L4 222H3V218H0ZM55 223V224H56ZM252 223H254V225H252ZM61 224H62V226H61ZM260 224V225H259ZM257 225V226H256ZM191 226V227H190ZM64 228V229H65ZM177 234V235H178ZM184 234V235H183ZM195 234H197V235H195ZM94 236V235H93ZM98 236V235H97ZM96 236V237H97ZM190 236V237H189ZM191 236H193V237H195V238H193V237H191ZM197 236V237H196ZM188 238V239H187ZM193 239H195V240H193ZM160 240V239H159ZM184 240H182L181 241V243L184 241ZM186 241V242H187ZM185 242V243H186ZM197 242V241H196ZM91 243V244H90ZM90 243L88 244V246H92L93 247V244H94V242L93 241H90ZM178 243H180V242H178ZM177 243V244H178ZM188 243V242H187ZM195 243V242H194ZM163 245H165V246H167V244H165V243H162ZM168 244V246H167V248L168 249H170V248H174L175 246V250L174 249H171L172 251L174 250L175 251V253H173L172 252V254H170L169 255V257L168 258H170V259H165L164 260V262H163V264L165 263V264H196L197 262H199L204 256H208L211 260H214V257H215V254L217 253V252H220V251H223V250H225V249H228V245H227V243H226V241H223L222 242V244H221V246L219 247V248H217V249H215V251H213V252H211L210 254H207V255H202V252L200 253V250H199V253L198 252H196V250H195V247L196 246H198V244L197 243H195V245L194 244H192L191 245V248H190V246L188 247V245H190L189 243L187 244V247H186V245L185 244ZM171 245H173V247L171 246ZM89 248V249H87V251L88 252H92V251H94V249L93 248ZM193 247H194V249H193ZM190 248V249H193V251L194 252H196L197 254L196 255H194L195 253L194 252H190L188 249ZM197 248H199V246L197 247ZM194 253L193 255L194 256H192L191 255V257H190V253ZM189 253V256L187 255ZM93 255V254H92ZM172 255V256H171ZM174 255V256H173ZM171 256V257H170ZM85 257V256H84ZM90 257H91V255H90ZM83 258V257H82ZM170 260V261H169ZM176 262V263H175ZM261 262V263H260ZM263 262V263H262ZM160 263H162V262H160ZM159 263V264H160ZM214 264H217V262L215 261L214 262Z\"/></svg>",
	"mask_w": 264,
	"mask_h": 264
}]
</instances>
